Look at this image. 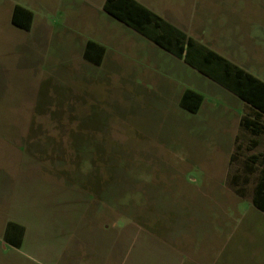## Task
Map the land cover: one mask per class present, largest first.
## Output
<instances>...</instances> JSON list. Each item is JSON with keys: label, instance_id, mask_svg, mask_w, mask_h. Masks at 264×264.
Instances as JSON below:
<instances>
[{"label": "rangeland", "instance_id": "1", "mask_svg": "<svg viewBox=\"0 0 264 264\" xmlns=\"http://www.w3.org/2000/svg\"><path fill=\"white\" fill-rule=\"evenodd\" d=\"M138 1L186 12L189 34L264 80V0ZM103 2L0 0V214L31 236L1 242L0 264H264L262 213L219 192L244 102ZM15 4L29 30L11 23ZM186 87L204 94L196 112L178 103ZM10 193L34 206L7 208Z\"/></svg>", "mask_w": 264, "mask_h": 264}, {"label": "trees", "instance_id": "2", "mask_svg": "<svg viewBox=\"0 0 264 264\" xmlns=\"http://www.w3.org/2000/svg\"><path fill=\"white\" fill-rule=\"evenodd\" d=\"M103 10L147 38L170 54L181 58L191 68L228 90L244 102L235 134L234 148L229 157L227 182L239 197H250L252 205L264 212V151H254L264 135V80L231 61L213 48L187 34L162 15L138 0H104ZM33 12L15 4L11 23L28 29ZM95 49L96 53H90ZM104 46L88 40L84 58L100 64ZM204 96L193 88H185L179 98V105L189 112L200 108ZM23 227L13 221L6 224L3 238L13 246L22 243Z\"/></svg>", "mask_w": 264, "mask_h": 264}, {"label": "crops", "instance_id": "3", "mask_svg": "<svg viewBox=\"0 0 264 264\" xmlns=\"http://www.w3.org/2000/svg\"><path fill=\"white\" fill-rule=\"evenodd\" d=\"M147 6V5H146ZM13 11V10H12ZM12 11H11V14H12ZM167 15V14H166ZM164 18H166L167 20H169L170 22H172L173 24H175V25H177L178 27H180L181 29H183L187 34H189L188 32V26L189 25H191V23H187L186 22V20L188 19V14L186 13V12H183V11H181V12H178V13H170L169 15H167V16H165ZM183 19H184V21L185 22H183ZM189 19H190V17H189ZM32 22H33V19H32ZM31 26H32V23H31ZM31 26H30V28H31ZM17 27V26H16ZM30 28H28V29H25V30H29ZM23 29V28H22ZM189 35H191V34H189ZM192 36V35H191ZM192 37H194V36H192ZM194 38H196V37H194ZM197 39V38H196ZM198 40V39H197ZM208 46V45H207ZM102 59H103V57H102ZM90 62V61H89ZM101 62H102V60H101ZM100 62V63H101ZM187 88V87H186ZM185 89V88H184ZM183 89V90H184ZM182 90V91H183ZM182 93V92H181ZM181 95V94H180ZM203 96H204V94H203ZM179 98H180V96H179ZM178 103H179V99H178ZM201 106H202V104H201ZM200 109V108H199ZM241 116V115H240ZM240 116H239V118H240ZM239 118H238V122H239ZM209 126V128H212V125L211 124H209L208 125ZM20 162V161H19ZM19 162H17V163H19ZM28 161H23V164H22V167L24 166V164L25 163H27ZM30 162V164L31 165H33V162L32 161H29ZM22 163V162H21ZM20 163V164H21ZM225 174H226V172H225ZM225 174L223 175L224 176V181H225ZM221 187H223V185H221ZM2 190V189H1ZM4 190V189H3ZM5 191V190H4ZM219 192H221V195H224V198H226V200L227 201H232V203H234V201L235 202H237L238 200H241V199H245V200H247V202H248V206L250 207L251 205H252V203H251V201H250V197H248V198H241V197H239V196H237L232 190H229L228 192H226V191H224V190H222V189H219ZM7 193V192H6ZM13 193H10L9 194V196H8V206H7V208H9V209H20L21 207H23V208H28V209H32V206H34L33 205V203H32V200H33V197L30 195V194H27V195H24V197H22L21 195H15V196H13L12 195ZM34 195V194H33ZM34 197H36V195H34ZM22 200H24L25 202H24V204H22L20 201H22ZM225 200V201H226ZM2 201H3V199H2V196H1V193H0V207L3 209V206H4V204H2ZM60 204H63L62 202H58V200H57V202L55 203V205L56 206H59ZM46 206H47V204H46ZM1 208H0V211H1ZM258 210V209H257ZM261 213H262V215L261 216H263V218H264V212H262V211H260ZM9 221H13V222H16V223H18V224H20L22 227H23V236H22V243H21V245L19 246V247H16V246H13L12 244H10V243H8V242H6L5 240H4V238H3V234H4V230H5V227H6V224L9 222ZM60 227V226H59ZM61 229H63V227H62V225H61V227H60ZM30 230L28 229V225L26 226L23 222H21V221H18V220H13V219H11V218H8V215L7 214H0V243L1 242H4L5 244H7L8 246H10V247H12V248H15V249H19L20 247H22L27 241H28V239H29V237H31L30 236ZM207 244H203L202 245V247L203 246H206V247H214V246H216L218 249L220 248V247H224V242H216V243H213V242H210V241H207L206 242ZM180 247H184V245L182 244ZM188 247V246H187ZM206 259L207 260H210V259H208V257H206Z\"/></svg>", "mask_w": 264, "mask_h": 264}]
</instances>
